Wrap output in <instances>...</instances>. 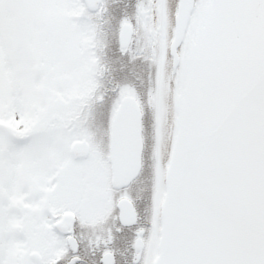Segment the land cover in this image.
<instances>
[{
	"label": "snow or ice",
	"instance_id": "obj_1",
	"mask_svg": "<svg viewBox=\"0 0 264 264\" xmlns=\"http://www.w3.org/2000/svg\"><path fill=\"white\" fill-rule=\"evenodd\" d=\"M0 264H264V0H0Z\"/></svg>",
	"mask_w": 264,
	"mask_h": 264
}]
</instances>
